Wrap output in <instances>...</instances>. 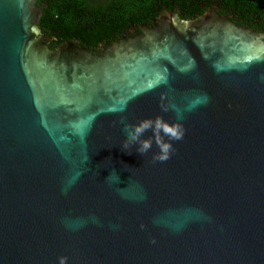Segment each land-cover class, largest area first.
I'll return each instance as SVG.
<instances>
[{"label":"water","instance_id":"95a60500","mask_svg":"<svg viewBox=\"0 0 264 264\" xmlns=\"http://www.w3.org/2000/svg\"><path fill=\"white\" fill-rule=\"evenodd\" d=\"M38 1L0 0V264H264V33L163 10L50 49ZM145 119L167 161L122 147Z\"/></svg>","mask_w":264,"mask_h":264},{"label":"trees","instance_id":"16d2710c","mask_svg":"<svg viewBox=\"0 0 264 264\" xmlns=\"http://www.w3.org/2000/svg\"><path fill=\"white\" fill-rule=\"evenodd\" d=\"M37 4L42 6L39 29L54 37L50 49L74 42L94 51L130 29L138 33L140 25H151L163 10L192 20L218 7L216 11L236 25L264 33V0H39Z\"/></svg>","mask_w":264,"mask_h":264},{"label":"clouds","instance_id":"9594fccd","mask_svg":"<svg viewBox=\"0 0 264 264\" xmlns=\"http://www.w3.org/2000/svg\"><path fill=\"white\" fill-rule=\"evenodd\" d=\"M150 129L153 131L154 140L141 139L144 133L149 131ZM123 132L125 136V142L122 147L124 149H127L129 148V146L136 145V151L141 155H144L145 153L149 152V150L153 146V143L155 142L157 150L152 154V159L155 162L167 161L170 158V154L172 153L173 146L171 141L181 140L184 134L183 129L179 126L169 125L159 119H157L155 122L145 119L135 124H125L123 127ZM162 136L168 137V140H164ZM88 160L89 158H87L85 163ZM79 175L80 173H77V176ZM112 175H115L119 181V178L115 172H113L110 176ZM58 264H67V258L58 257Z\"/></svg>","mask_w":264,"mask_h":264},{"label":"flooded vegetation","instance_id":"af4514ba","mask_svg":"<svg viewBox=\"0 0 264 264\" xmlns=\"http://www.w3.org/2000/svg\"><path fill=\"white\" fill-rule=\"evenodd\" d=\"M38 3V2H37ZM37 6H39L38 4H36ZM209 9H214L215 11L216 10H218V7H215V8H213V7H210V8H208L207 10H209ZM217 12V11H216ZM174 13H176V12H174ZM218 13V12H217ZM218 14H222V13H218ZM223 15V14H222ZM151 24H152V21L150 22ZM234 23V22H233ZM146 24V23H145ZM143 25V24H142ZM134 31L135 30H133V29H130V30H128V31H126V32H124V33H122V36H121V38L122 37H125V36H132L133 34H136V33H134ZM115 39H117V38H115ZM114 39V40H115ZM102 47H104V46H102V45H99L98 47H96V49L94 50V51H98L100 48H102Z\"/></svg>","mask_w":264,"mask_h":264}]
</instances>
